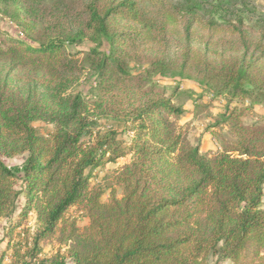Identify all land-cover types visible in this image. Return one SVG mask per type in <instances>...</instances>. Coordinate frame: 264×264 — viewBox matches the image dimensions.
<instances>
[{
	"label": "trees",
	"instance_id": "trees-1",
	"mask_svg": "<svg viewBox=\"0 0 264 264\" xmlns=\"http://www.w3.org/2000/svg\"><path fill=\"white\" fill-rule=\"evenodd\" d=\"M246 1L81 0L69 28L54 26V17L38 8L17 6L12 21L25 33L0 26V64L46 87L88 71L95 81L88 95L97 106L122 95L139 99L130 104L126 126L133 137L123 146L117 131H95L89 96L44 102L0 74V219L13 218L23 197L11 227L31 213L37 223L34 247L22 259L56 239L65 252L40 263L68 264L69 257L72 264H209L216 255L230 264H264V115L246 124L251 108L228 106L218 124L229 137L218 134L221 149L208 155L180 126L182 107L155 85L137 89L153 75L180 77L261 102L264 28L246 22V14H255ZM202 29L201 45L195 40ZM181 34L185 43L172 54ZM84 41L93 45L81 50ZM142 55L147 72H133ZM38 119L53 130L38 132ZM20 155H26L20 165L2 159ZM126 157L103 201L102 189L91 184L93 170ZM72 207L87 212L84 229L69 218Z\"/></svg>",
	"mask_w": 264,
	"mask_h": 264
},
{
	"label": "rangeland",
	"instance_id": "rangeland-1",
	"mask_svg": "<svg viewBox=\"0 0 264 264\" xmlns=\"http://www.w3.org/2000/svg\"><path fill=\"white\" fill-rule=\"evenodd\" d=\"M81 0H0V26L3 29L8 30L15 35H21L25 33L23 28L15 25L12 21V15L17 10L19 4L30 6L32 8H38L42 10V14L53 19V25L59 28H69V26H75V17L77 10L75 6L79 4ZM178 2L179 0H168ZM245 3L250 5V8H255V14H246V22L254 26L255 31H260L264 28V0H248ZM23 13V12H22ZM53 14V15H51ZM22 16H27L29 20H33L31 12L23 13ZM44 25V23H43ZM20 29H19V28ZM34 32L40 33L44 27L38 23L33 25ZM21 30V31H20ZM203 30V29H202ZM196 38V43L202 45L204 36L207 38V32L203 30ZM22 32V33H21ZM181 32V31H180ZM205 34V35H204ZM178 36V35H177ZM218 40H213L217 42ZM184 39L178 36V44L172 43V54L178 52L179 46L184 45ZM93 44L89 41H84L78 46L79 49H88ZM143 56V55H142ZM140 61H136L132 64L133 72H140L144 74L147 72L150 64L147 56H143ZM0 74L7 80L10 86L13 88H21L22 92L29 93L31 95L40 96L44 102H55L57 99H62L75 95L78 92H82L87 98L88 102V114L91 119L95 121L96 132H118V143L127 146L130 139L133 137L132 132L127 129V122L130 118L129 112L131 110V103H137L139 99L132 97L128 101L124 95L115 99L114 102L105 101L102 106H97L95 95H88L90 88L95 86L94 78L90 72H84L74 78L65 79L61 84L46 87L41 85V82L35 80L32 75H26L22 72L15 70H9L7 64H0ZM153 81L145 84L140 89L141 92L147 90L150 86L155 85V89L162 91L167 97H170L174 104L182 107L185 112L179 119V124L182 127H187L189 130V138L194 145H197L203 153L208 155H214L221 149V143L218 134L229 137L228 130L218 124L219 117L224 113L225 109L229 106L233 107H250L249 112L243 117L246 124L261 123L262 115H264V99L261 102H256L253 98H245L242 96L232 97L226 93H215L200 86L195 79H186L180 77H167L165 79H159L157 75L152 76ZM29 81V82H28ZM149 90V89H148ZM143 94V93H141ZM34 127L41 134L47 135L53 130V126L50 125L45 119H38L34 123ZM26 155H20L13 158H7L2 156L3 161L9 166L20 165L25 159ZM129 161V157L121 158L115 163H107L106 165L99 167L92 172L91 184L92 186L102 189V200L107 201L110 197L112 188L117 187L115 185V174L121 168V166ZM23 197H20L16 213L13 218H1L0 219V234L4 235L6 242V250L4 251V262L0 261V264H23L21 260L28 261L29 264L40 263L41 260L54 256L57 251L65 252L66 246L60 245L56 239L44 240L40 243L41 251L35 256H27L25 258L22 255L27 250H32L34 247L35 236L37 232L36 215L31 213L27 220L21 225L11 227V222L16 221L17 214L21 210ZM264 205V199H263ZM68 216L71 220L76 221L80 229H84L88 223L89 218L87 212L83 209L72 207L68 211ZM11 227V228H10ZM48 263V262H47ZM68 264H72V260L68 257ZM209 264H230L229 260L220 259L216 255L210 257Z\"/></svg>",
	"mask_w": 264,
	"mask_h": 264
},
{
	"label": "crops",
	"instance_id": "crops-1",
	"mask_svg": "<svg viewBox=\"0 0 264 264\" xmlns=\"http://www.w3.org/2000/svg\"><path fill=\"white\" fill-rule=\"evenodd\" d=\"M8 243V241L6 242L5 238H4V235L1 233L0 234V261L4 262V260H2V258H4L3 254H4V251L6 250V244ZM32 264H35V263H32ZM38 264H50V263H38Z\"/></svg>",
	"mask_w": 264,
	"mask_h": 264
},
{
	"label": "built area",
	"instance_id": "built-area-1",
	"mask_svg": "<svg viewBox=\"0 0 264 264\" xmlns=\"http://www.w3.org/2000/svg\"><path fill=\"white\" fill-rule=\"evenodd\" d=\"M7 261H8V264H10V260L7 259Z\"/></svg>",
	"mask_w": 264,
	"mask_h": 264
}]
</instances>
